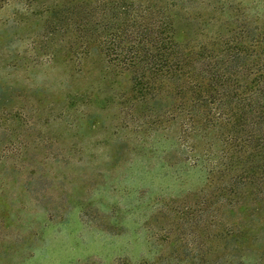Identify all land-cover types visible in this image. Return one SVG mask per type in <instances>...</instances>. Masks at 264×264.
Here are the masks:
<instances>
[{
	"label": "rangeland",
	"instance_id": "obj_1",
	"mask_svg": "<svg viewBox=\"0 0 264 264\" xmlns=\"http://www.w3.org/2000/svg\"><path fill=\"white\" fill-rule=\"evenodd\" d=\"M216 1L185 6L206 14ZM47 4L0 0V264H264V219L226 235L207 170L111 103L127 84L101 82L99 50L68 102L72 66L38 49ZM218 5L264 13V0Z\"/></svg>",
	"mask_w": 264,
	"mask_h": 264
},
{
	"label": "trees",
	"instance_id": "obj_2",
	"mask_svg": "<svg viewBox=\"0 0 264 264\" xmlns=\"http://www.w3.org/2000/svg\"><path fill=\"white\" fill-rule=\"evenodd\" d=\"M186 1L48 0L38 49L72 66L68 102L80 100L74 86L99 50L101 82L127 84V97L111 103L128 104L148 136H174L176 149L195 155L215 187L212 212L226 214L228 237L245 238V222L264 219V13L223 9L220 0L194 13Z\"/></svg>",
	"mask_w": 264,
	"mask_h": 264
}]
</instances>
